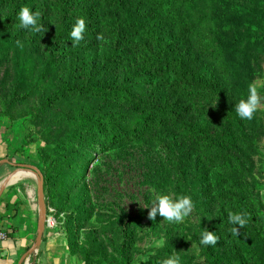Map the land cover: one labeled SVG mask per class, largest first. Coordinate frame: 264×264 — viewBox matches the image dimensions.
Instances as JSON below:
<instances>
[{"label": "rangeland", "instance_id": "obj_1", "mask_svg": "<svg viewBox=\"0 0 264 264\" xmlns=\"http://www.w3.org/2000/svg\"><path fill=\"white\" fill-rule=\"evenodd\" d=\"M165 1L0 2V131L22 150L39 147L50 191L66 179L53 215L70 238L72 264H264V0ZM22 7L40 13L43 32L18 27ZM77 19L85 32L73 45ZM211 79L222 96L204 88ZM186 81L201 91L196 112L182 110L192 101L174 87ZM249 85L260 103L247 130L227 117ZM64 87L82 91L55 97ZM142 116L162 126L115 137L117 124ZM191 118L236 142L190 145L174 124ZM90 119L114 126L95 131ZM162 194L190 196V215L150 220L146 207ZM237 212L249 222L236 237L228 214ZM202 230L215 233V246L199 244Z\"/></svg>", "mask_w": 264, "mask_h": 264}, {"label": "crops", "instance_id": "obj_2", "mask_svg": "<svg viewBox=\"0 0 264 264\" xmlns=\"http://www.w3.org/2000/svg\"><path fill=\"white\" fill-rule=\"evenodd\" d=\"M16 137L0 131V229L10 237L0 242V264H19L22 256L34 245L40 223L37 199V176L31 170L16 165L40 169L38 146L22 150ZM48 217L52 226L47 227L42 245L24 264H72L70 239L59 228L53 215L54 203L46 197Z\"/></svg>", "mask_w": 264, "mask_h": 264}, {"label": "trees", "instance_id": "obj_3", "mask_svg": "<svg viewBox=\"0 0 264 264\" xmlns=\"http://www.w3.org/2000/svg\"><path fill=\"white\" fill-rule=\"evenodd\" d=\"M185 1V0H183ZM0 2H2L3 4H7L6 6H10V7H20L23 4H25V0H0ZM167 4H169L170 2H172V0H167L165 1ZM162 5V3H161ZM160 6V5H159ZM190 5H187V8ZM171 12V11H169ZM168 12V13H169ZM175 23L180 24L181 21L179 19L175 20ZM181 31L183 29H180ZM212 83H206L205 87H208L210 89V95L211 96H222L223 92L226 90L220 83L219 80H212ZM184 85H174V87L176 88V92L181 93L183 96H186L187 99H190L192 101V106L193 107H186L183 108L182 110L185 112H190L192 111V109H194V111L196 112V96H198V94L201 92L198 88L196 89L195 85H188L187 81L183 83ZM220 86V87H219ZM94 90L96 91H104L103 89H98V88H94ZM105 90H113V89H105ZM82 88H72V87H64L61 90L56 91L55 93V97H61L64 95L65 92H70V93H77L80 92L81 93ZM111 93L108 92V96ZM228 99L230 100V96L228 97ZM176 109H178V107H175V109H167V108H163L160 110H163V112H167V113H172L174 112ZM231 117H227L228 120L230 121V124H232L234 127H245L247 130L250 128L251 129H255V117L253 115V118L251 120H241L236 113L230 112ZM112 122V121H111ZM162 119L159 117H149V116H142L140 118L137 119L136 123H132V124H127L125 126H120L117 124V127H114V129H118L116 136L115 137H119V139L121 138H126L128 136L132 137V136H138L141 134V132H144L145 130L152 128V126H162ZM85 125L88 126L89 128H91L92 130H101L102 132H107L109 130H111V128L114 125H111L110 127H103L101 126V124L99 123V120H94V119H90L87 120L85 122ZM174 127L176 128H180V129H184V133L186 134V137L188 138V142L189 144H193V145H198L200 144L201 141L205 140V142H207L206 144H215L217 142V148H219V143H223V141L226 142H231L230 144H233L236 142V139H234L233 134H229L228 136H225L223 138H220L219 136L216 137L214 130L210 129L209 127L205 126V125H199L197 127L196 123H194L193 118H191L190 123L189 124H184V125H178V124H174ZM216 139H218L216 141ZM40 170L44 176V188H45V194L46 197L50 198V200L55 203L56 198L61 199L63 196V191L67 189L68 183L66 181V179L64 177L60 178V183H59V187L57 188L56 192H52L50 191L52 189V186L49 187L48 185V176L46 174V172L40 167ZM69 237V236H68ZM70 239V238H69Z\"/></svg>", "mask_w": 264, "mask_h": 264}, {"label": "clouds", "instance_id": "obj_4", "mask_svg": "<svg viewBox=\"0 0 264 264\" xmlns=\"http://www.w3.org/2000/svg\"><path fill=\"white\" fill-rule=\"evenodd\" d=\"M16 20L18 21V27L22 30L33 33H41L44 31V26L39 23L40 13L33 12L29 7L20 8L16 13ZM84 32L85 21L83 19H77L70 32L71 43L73 45L78 44L83 39ZM15 43L17 47H23L20 40H16ZM259 103L260 98L256 87L249 85L246 99H241L235 104V113L241 120H251L257 111ZM193 207V201L188 195L178 196L173 199L169 195L162 194L156 196L146 208L149 209L148 218L150 220H155L156 216L159 215L167 222L180 223L190 215ZM228 222L232 225V234L237 237L238 229L245 228L249 222V217L246 212L229 213ZM218 239L214 232L202 230L199 244L205 247L215 246ZM164 264H177V261L167 259L164 261Z\"/></svg>", "mask_w": 264, "mask_h": 264}, {"label": "water", "instance_id": "obj_5", "mask_svg": "<svg viewBox=\"0 0 264 264\" xmlns=\"http://www.w3.org/2000/svg\"><path fill=\"white\" fill-rule=\"evenodd\" d=\"M3 163H8V161H0V165ZM22 169L31 170L37 176L38 187H37V199L40 209V223L37 231V236L34 245L22 256L19 264H24V262L34 255V253L40 248L43 241V236L46 228L48 227L49 217L47 214V207L45 203V188H44V176L39 168L28 166V165H16Z\"/></svg>", "mask_w": 264, "mask_h": 264}, {"label": "built area", "instance_id": "obj_6", "mask_svg": "<svg viewBox=\"0 0 264 264\" xmlns=\"http://www.w3.org/2000/svg\"><path fill=\"white\" fill-rule=\"evenodd\" d=\"M51 226H52V220L49 218L48 227H51ZM10 234L11 233H8V232L0 229V242L8 239L10 237Z\"/></svg>", "mask_w": 264, "mask_h": 264}]
</instances>
